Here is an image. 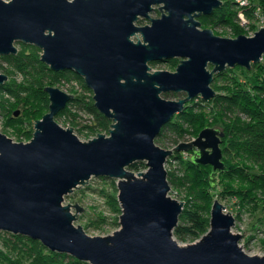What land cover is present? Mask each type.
<instances>
[{"label":"water","instance_id":"water-1","mask_svg":"<svg viewBox=\"0 0 264 264\" xmlns=\"http://www.w3.org/2000/svg\"><path fill=\"white\" fill-rule=\"evenodd\" d=\"M223 3L0 0V56L17 54L19 43L38 47L51 70L83 77L95 107L113 121L110 135L82 141L74 128L55 119L75 96L46 86L49 111L35 121L33 138L16 142L0 132V231L39 240L89 264H264V256L243 250L241 235L232 231L235 217L217 199L208 233L188 245L173 238L184 202L169 195L165 164L173 150L156 143L163 126L189 101L216 96L215 74L237 66L250 70L263 59L264 27L235 38L200 28L198 18ZM155 5L161 17H151ZM142 17L151 24L138 25ZM175 58L180 59L175 71L151 67ZM8 80L0 70V86ZM163 92L185 96L166 99ZM224 136L221 128L206 127L174 149H196L192 160L212 167L214 186L213 176L226 167ZM137 161L147 165L138 175L129 169ZM93 177L117 180L121 227L108 236L89 235L74 223L84 208L63 204Z\"/></svg>","mask_w":264,"mask_h":264},{"label":"rangeland","instance_id":"rangeland-1","mask_svg":"<svg viewBox=\"0 0 264 264\" xmlns=\"http://www.w3.org/2000/svg\"><path fill=\"white\" fill-rule=\"evenodd\" d=\"M9 1V0H6ZM249 9H252L253 15H247L245 12V22H241L238 18L230 24H211L206 25L204 20L200 17L198 20L201 22V29H211L214 34L221 37L235 38L240 34L253 36L263 26L264 21V7L259 5L261 0H251ZM260 9L259 15L255 14L256 9ZM240 11V8H239ZM161 10L159 5H155V9L150 12L151 17H161ZM239 14V13H238ZM138 25L151 24V20L145 17L140 18L137 22ZM141 36L134 37L138 40ZM18 49L22 48L17 44ZM180 63L179 58L172 59L168 62H153L151 67L153 70H169L175 71L177 65ZM3 64L0 60V70L9 76V81L22 82L23 77L16 73H7L3 71ZM260 64V65H258ZM6 66V67H5ZM213 68L212 65L209 66ZM229 69V68H228ZM227 76H220L218 80L212 82V87L215 89L216 94H232L238 93V84H244L246 88L253 84H264V56L263 59L256 65H252L250 70L246 68H231L227 72ZM69 76H62L55 81V87L73 94L75 97L80 98L76 103L70 102L67 105V111L63 114L56 116L57 122L65 128H74V133L82 140L88 141L103 133L110 135L112 123L108 127H101L95 115H93L86 105L90 104L93 99V91L89 89L81 76L68 73ZM216 75V74H215ZM6 82V83H7ZM49 83V80L47 81ZM5 86V84H4ZM162 97L166 99L177 100L184 97L183 93L163 92ZM26 96L15 98L2 88L0 89V132L10 137L16 142H29L35 132V121L42 119V117L49 111L48 107H43L36 111L33 103L32 109H26L24 100ZM19 110L18 115L13 112ZM185 113L177 116L178 131L167 130L165 136L159 140L158 145L173 150V154L168 157L165 164L167 172L173 178V182H169L171 190L169 195L178 201L184 202L186 209L195 202L205 206L206 217L210 220L211 209L214 201L217 199L226 206V211L230 212L235 217V225L232 231L241 235L240 245L243 250L250 255L264 256V194L260 189L253 187L251 183L245 181L230 182L225 177V172L217 173L213 176L217 183L213 186L210 183V176L212 173L211 166H200L203 170V176L207 178L206 189L210 192L206 204L201 200H194L190 191L193 187L192 181L189 179L192 174L193 165L192 155L194 150L181 151L182 156L175 147L180 143H188L195 140L199 133L206 127H213L215 129H222L224 132L225 121L228 120L223 113H220L219 106L215 102H203L202 98H195L189 101L184 109ZM230 114V113H228ZM225 133V132H224ZM224 138V137H223ZM223 147V146H222ZM225 163L226 160L224 159ZM195 163V162H194ZM227 167V164H226ZM225 167V169H226ZM130 169V168H129ZM132 170V169H130ZM146 169L139 171L132 170L138 175L140 172H145ZM117 188V180L103 177H93L89 183L82 185L80 188H75L71 193L65 196L64 203L79 204L84 208V211L78 213V218L75 219V225H81L84 230L91 236H108L118 230L120 225V213L114 211L111 205L110 198L107 194H114ZM118 189V188H117ZM196 192L201 189L196 187ZM235 190L236 194L233 193ZM173 191V192H172ZM176 193V195H175ZM76 213L75 208L72 209ZM210 228L208 229V231ZM208 231L206 233H208ZM205 233V234H206ZM10 232L0 231V264H30L26 256L21 255L18 251L12 250L7 246L6 239L10 238ZM203 234L200 238H202ZM173 238L177 240L180 245H188L194 243L198 239L186 238L182 239L174 235ZM7 259H4L5 257Z\"/></svg>","mask_w":264,"mask_h":264},{"label":"trees","instance_id":"trees-1","mask_svg":"<svg viewBox=\"0 0 264 264\" xmlns=\"http://www.w3.org/2000/svg\"><path fill=\"white\" fill-rule=\"evenodd\" d=\"M223 1V5L215 9L212 14L201 16L206 25L230 24L238 18L239 6L236 0ZM261 2L263 4L260 3L259 5L264 7V0H261ZM252 4L254 3L244 8L247 15H253L251 13L253 8L249 9ZM19 44L22 48L19 49L17 54L0 56V60L7 65L4 68L1 64L3 71L7 73L16 72L23 77V80L22 82L9 81L5 83V86L1 85L0 89L4 88L7 93L15 98L26 96L24 104L27 110L32 109L33 103L37 104L33 108L36 111L43 109V107L49 109V96L45 92V87L48 85L54 86L56 79L62 76L67 77L69 76L68 73L73 74L74 72H55L51 70L41 60L42 51L38 47L24 43ZM256 64L253 63L252 65ZM237 68H240V66H237ZM230 69L227 68L217 73L214 76V81L218 80L220 76L228 77L227 72ZM76 76L78 75L76 74ZM48 80L49 83H47ZM238 89V93L216 94L214 98L207 101L202 99L203 102L214 101L215 105L219 106L220 113H223L228 119L225 121L223 129L225 136L222 142L227 167L218 173L225 172V177L230 182L247 179L246 182L251 183L256 189H260L264 194V84H253L248 88L244 84H238ZM78 100L80 101V98L75 97L71 102L76 103ZM86 106L97 117L101 127H108L113 122L112 119L107 118L95 107L94 101ZM66 109L67 106L59 114L65 113ZM15 112H13L14 115ZM181 113L175 115L170 122L163 126L161 133L156 138L157 144L165 136L167 130L178 131L176 118ZM182 154L183 152H179L180 156ZM191 161L193 162V160ZM191 167L193 169H191L192 174H190L189 179L192 181L193 187H191L190 192L193 195L195 194L194 200L199 199L206 204L207 198L210 196V192L206 189V186L209 185L207 184V178L203 176V173L200 174L203 170H200L198 164L193 162ZM129 168L139 171L143 168L146 169L147 165L144 161H137ZM168 180L173 182L169 172ZM196 187L200 188L201 191L197 193ZM235 192L234 190L233 193ZM107 197L110 198L114 211L121 214L118 189H115L114 194H107ZM205 213V206L196 202L194 205L183 209L178 225L173 230L174 235L182 239L192 238L195 240L200 238L210 228V220ZM10 236L5 240L7 246L26 256L30 264H89L69 254L51 251L39 240L12 233ZM3 258L7 259L6 256Z\"/></svg>","mask_w":264,"mask_h":264},{"label":"built area","instance_id":"built-area-1","mask_svg":"<svg viewBox=\"0 0 264 264\" xmlns=\"http://www.w3.org/2000/svg\"><path fill=\"white\" fill-rule=\"evenodd\" d=\"M236 2L238 3V6L240 8L238 16H239L241 22H245V20H244L245 19L244 18L245 17V12L242 10V8H245V7L249 6L250 2H249V0H236ZM259 11H260L259 8L256 9L255 10V14L259 15ZM263 26H264V21H263Z\"/></svg>","mask_w":264,"mask_h":264}]
</instances>
